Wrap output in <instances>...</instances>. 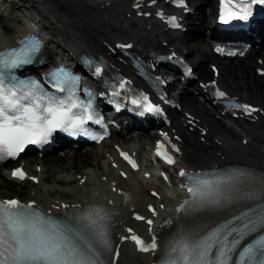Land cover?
<instances>
[{
  "label": "bare ground",
  "instance_id": "1",
  "mask_svg": "<svg viewBox=\"0 0 264 264\" xmlns=\"http://www.w3.org/2000/svg\"><path fill=\"white\" fill-rule=\"evenodd\" d=\"M189 1L190 7L188 9L179 8V12L167 10L169 6L172 8L170 0H3L4 4H8L11 8L22 10L24 13L28 12L25 16L30 22L28 24L30 27L39 26L41 31H45L43 33L47 35L48 40L41 55H44V59L47 60L48 63L58 61V58H56L58 55H68L74 59H79V56L83 53L104 56L108 59L110 68H116L129 77L138 80L136 70L129 63L128 59L122 55L119 49L113 50L111 47H116L117 43L119 45L121 43H132V50L143 59H147L149 54L155 51L163 53L180 52L184 54L188 60L195 58V61L191 60L192 62L190 61V63L196 67L199 76L210 77L206 80L217 82L221 88L225 89L230 94V96L240 99L248 105H253L257 107L258 110L251 114H243L238 117L231 115L229 117L233 122L238 121L239 130L222 129L220 122L214 121L210 116L209 109L198 103L196 98L188 95L187 89L178 94H170V92L176 91L177 89L178 84L176 85L174 82L166 86V90L170 94L169 98L175 100V105H169L172 123L170 125L162 124L160 129L166 128L173 134V137L177 139L178 142L182 143L180 156L187 164L184 166L185 168L188 166L201 167L202 165H221L229 162H239L264 170V103L259 102L258 98H256L257 101L255 103L250 102V96L253 95L251 91L256 89L255 93L258 95V91L260 90L261 92L264 88L262 84V81H264V28L254 29L253 35L244 36L245 40L253 45L252 50L245 57H223L213 50L214 47L207 37H205V39L199 38V35H201L203 31L200 30V27L204 28L206 26L208 28V26H210V29L212 27L213 23L211 18L215 0ZM206 5L211 8L206 10ZM69 9L73 11V15L75 16L73 19L68 11ZM194 11L196 14L195 18L192 19V24H194V26L191 31L188 32L190 33V35H188L182 22L189 18V13ZM149 14L151 15L148 16ZM172 14L177 15L180 20V27H171L165 23L163 18ZM153 15L161 19L160 25L154 22L151 23L150 20H147L145 22L146 24L142 22L143 17L150 18L153 17ZM138 20H141V23H139L140 29H130V26L134 27L136 23L138 24ZM56 23H59L61 26ZM2 28L5 29L7 33V39L1 40L0 46L4 44L12 45L15 43L16 38L8 36L10 27L5 25ZM19 31L24 33V27L19 28L17 33ZM16 37L18 40L21 35ZM60 37L61 39H59ZM162 46L167 47L166 51H164V47ZM209 46L211 50H209ZM252 56L256 57L255 61L250 58ZM228 60H239V63L226 67L227 63L225 62ZM208 62L212 64L224 62L223 71L219 69V74L216 75L214 70L208 67ZM253 67L256 68L253 70ZM225 71H227L228 77L234 78L238 83L241 82V88L243 90L246 89L248 94H245L246 91H244V93L243 90H241V94L237 93L239 91L229 83ZM192 79H196V77H191L190 81H192ZM197 84H199L200 90L204 94L206 101H209L222 111L223 108L218 106V103L209 97L204 83L198 81ZM119 120L122 122L129 121L125 114L120 115ZM135 127H139V122L135 121ZM124 132H126V130L122 129L121 133ZM132 132L137 133L136 131ZM148 134L150 133L144 136L146 139L148 138L150 140L154 138L152 134ZM210 135L212 139L209 137ZM131 138L132 135L128 137V135L120 136L113 134L109 139H104L100 144V147L105 150L106 158L111 159V165H113L112 163H116L115 166L118 167L123 177H127L126 171L136 172L142 169L141 164L139 169H133L124 162L121 157V151L125 150L136 157L137 160L140 159L138 156V146H134V148L130 150L128 149V141ZM194 139H196V141ZM139 143L141 149L144 148L145 151L147 148L151 151V146L153 145H150L146 140L140 141ZM252 146L253 150L249 152L248 148ZM73 147L74 149H66L61 156H50L43 161L38 159L41 158L40 156L33 155V152L29 157L27 155V159H25L26 162L24 159L18 158L19 162L22 160L25 162L23 163L22 161L23 164L19 166H22L26 170L28 178L32 179L30 183L35 189V195L30 193L31 195L29 194L30 197L27 200H21L25 202L33 201L35 202V206L54 213H60L63 210H73L71 207L65 209L63 205H78L80 208L91 202L89 200L81 202L77 198L66 201L65 197L68 194L65 189H61L58 193L55 192L56 195H50V192L47 193L48 196L50 195L54 198L53 201L55 198H59L55 201L54 207L51 206V203H47L51 200L47 199L48 201L45 202V205L49 207L45 205L42 206V203L39 201L41 198V190L38 187L39 171L32 165L33 161H40L41 165L47 166V169L50 168L53 173L52 179L54 180H56V176L59 172L72 171L73 174L81 173L87 166L91 165V160L89 159L93 157L92 149H86L82 152V150L79 149L81 146ZM152 155L154 156L153 153ZM96 166L100 169L99 162H97ZM103 166H105V163ZM0 169L2 168L0 167ZM11 172H13V170ZM11 172L9 173L8 179L14 180L15 178L12 177ZM141 172L144 173L145 176H149V172L146 173V170H141ZM176 172H178V170H176ZM159 173L160 175L163 174L161 169H159ZM132 175L135 177V174ZM113 176H116V174H111L110 179H112ZM176 177L178 179V182L176 181L178 191L175 189L177 195L171 207L170 201L168 205L161 204L165 202V200L161 201L165 194L159 186H153L148 190V194H146L148 184L145 185L147 181L144 177L140 179L136 176L135 179H131L135 189L132 186L125 187L120 184L113 183L111 185L110 183L105 184L102 181L101 184L100 182L99 185H101L100 187L102 190H114L120 198V203H118L119 206L114 208L116 212L118 211V215L115 217L113 228L116 248L119 250V257L113 264H120L122 256H124L122 264H135V261H139V258L148 259V264H156L157 260L164 254L167 244L170 242L174 231L178 228L176 222L170 227H165V218L170 217L172 220L176 221L177 211L175 207L178 205V202L189 195L183 187L184 182L179 179L178 175H176ZM45 178L48 179L47 177ZM56 181L62 184L65 183L66 179ZM141 181L145 186L142 185ZM101 189L99 188L100 191ZM152 191H157L158 196L152 195ZM126 192L131 194V198L128 201L125 200ZM104 193L105 192H103V194ZM103 194L101 195L103 196ZM91 195L90 197H93L95 194ZM0 197L4 199L12 198L1 191ZM97 198H94L93 201H96ZM99 198L98 201L102 203L103 201L99 200ZM104 203L107 204L108 202L105 201ZM108 204L110 205V203ZM152 206L155 207L154 211L151 210ZM169 207L172 208V210L167 211ZM124 210H126V212L128 211L126 220L123 219L125 213L122 215ZM166 213L168 217H165ZM209 214L210 211H207L198 221H183L182 225L184 230L195 233L197 230H203L213 225L215 223L214 218H207ZM138 216L143 217L144 220L140 221V219H137ZM148 219L154 221L153 226L148 225ZM135 233L139 234L146 244H151L153 238H155L157 248L155 250L142 252L149 253V258H147V254L139 255L134 253L138 250L135 241L131 239Z\"/></svg>",
  "mask_w": 264,
  "mask_h": 264
},
{
  "label": "snow or ice",
  "instance_id": "2",
  "mask_svg": "<svg viewBox=\"0 0 264 264\" xmlns=\"http://www.w3.org/2000/svg\"><path fill=\"white\" fill-rule=\"evenodd\" d=\"M252 3L264 0H236L235 5L233 0H221L220 19L223 22L237 16L246 19ZM233 7L238 11H233ZM38 50L39 42L32 40L18 49L0 52V159L17 156L26 145L46 143L56 129L75 134L92 118L87 114L90 104L84 105L74 98L75 79L67 73L53 77L54 87L60 92L67 91L66 97L49 95L36 82L20 80L15 75L13 70L30 63ZM96 71L99 73V68ZM217 95L225 97L219 90ZM145 107L149 112L160 111L152 105ZM237 107L249 114L257 111L246 104ZM160 148L158 145L157 155L169 164L174 163ZM122 155L136 167L127 154ZM179 175L186 179L183 187L189 193V198L176 209L184 214L231 204L246 183L239 178L243 174L219 177L181 170ZM13 176L25 179L20 169ZM256 191L264 196V180ZM249 197L255 198V192L249 190ZM69 207L74 210L71 214L53 217L36 208L35 202L0 200V264H104L103 253L110 251L107 212L98 207L80 210L78 205H63L65 209ZM151 223L149 220L148 224ZM253 233L261 234L241 247L245 237ZM131 239L141 251L157 248L155 238L151 244L135 235ZM163 264H264V203L250 206L248 211L199 236L181 233L170 242Z\"/></svg>",
  "mask_w": 264,
  "mask_h": 264
},
{
  "label": "rangeland",
  "instance_id": "3",
  "mask_svg": "<svg viewBox=\"0 0 264 264\" xmlns=\"http://www.w3.org/2000/svg\"><path fill=\"white\" fill-rule=\"evenodd\" d=\"M216 5H217V1L215 0L214 5H213V14H215V12H216ZM209 8H211V7H209L208 5L205 6L206 10H209ZM68 11L70 12L71 18L73 19L75 17L73 15V11L70 9ZM26 13H28V12L24 13V12H22V10L11 8L8 6V4H4L3 0H0V41L3 39H7V33H6L5 29L2 28L5 25L10 27V31L8 32V36L13 37V38L14 37L16 38V36H18V34L20 32L19 31L17 33L18 29L22 28L25 25L27 26L30 23L28 21V18H26V16H25ZM207 13H208V11H207ZM192 19H193V17L190 15L188 20L185 22L186 26L188 27V31H187L188 35H190V33H188V32L191 31L192 27L194 26V24H192ZM137 22H138V24L136 23L135 24L136 26L134 25V27L130 26V29H134V30L140 29L139 21H137ZM56 24L61 26L59 23H56ZM209 29H210V26H208V28L206 26L204 28L200 27V30H203V31H202V34L199 35V38L201 37V38L205 39V37H207V35L209 33ZM205 32H206V35H205ZM59 39H61V37ZM50 46H52V45H50ZM162 47H164V46H162ZM166 48L167 47L163 48L164 51H166ZM209 50H211L210 46H209ZM250 58H252V60H254V61L256 59L255 56H252ZM191 60L195 61V58L191 59ZM197 60H200V59H197ZM223 63L224 62H216L214 65L218 66L220 71H223V66H224ZM225 63H227L226 67H229L230 65H237V63H239V60H233V61L228 60ZM211 64H212L211 62H208L207 63L208 67H210ZM255 68L256 67H253V70ZM164 69L165 68L162 67L163 76L166 79H168L171 74L164 72ZM210 69H211V67H210ZM195 73H196V75H198L197 71H195ZM225 73L227 76L228 75L227 71H225ZM208 78H210V77L199 76L197 80L193 81L194 83H191L189 85H186L185 83H183L177 79L175 81V84L176 85L178 84V88L180 89V91L187 89L188 95L193 96L194 98H196V101L198 103H200L203 106H206V108L209 109V113H210V116L212 117V119H214V121H216V122H220V126L222 129H226V130L233 129L235 131L239 130L238 121L233 122L232 119L229 118L230 117L229 115L223 114L221 109H217L214 105L207 102L205 97H204V94L197 87V82L199 80L206 81V79H208ZM228 79H229V83L232 84V86L234 88H236V90L239 91L237 93L241 94V92H242L241 90H243L241 88V86H242L241 82L238 83L237 80H235L234 78H230V77H228ZM262 82H263L262 84L264 85V81H262ZM244 91H246V89H244L243 92ZM255 91H256V89H253L251 91L253 95L250 96V102L255 103L257 101L256 98H258L259 102L264 103V88L261 90V92H260V90L258 91L259 92L258 95H256ZM172 92H176V91H172ZM245 94H248V92L246 91ZM224 123H226V124H224ZM151 133H154V132H151ZM146 134L147 133H136V136L134 137V139L131 138L128 141L127 146H128L129 150L134 148V146H138V148H139L138 149V152H139L138 156L140 157L139 160H140V164L142 167L141 170H146V173L149 172L148 173L149 176H145V174L142 173L140 170V171H136V172L126 171L125 173L127 174V177H123V175H121V173L119 172L118 167L115 166L116 163H112L113 165H111V159L106 158L105 150L103 148H101L100 145H93V146H89L88 148L82 146L79 148L80 150H82V152L85 151L86 149H92L93 157L89 159V160H91V165L86 167V169L83 171L84 173L81 172V173L73 174L72 171L71 172H59L56 176V180H62V179L65 180L66 179L65 183H62V184L60 182H57L56 180L52 179L53 173H52L50 168L47 169V166L41 165L40 161H38V162L33 161L32 165L34 166L35 169H37L39 171V173H38V178H39L38 185L39 186L38 187L41 190V198L39 199V201L42 203V206L45 205V202H47L48 200H51L47 203H51V206L54 207L55 201H57L59 198H55V200L53 201L54 198H52L50 195L51 194L56 195V193H58V191H60L61 189H65L66 193L68 194L65 197L66 201H69V200H72L75 198H77L81 202L88 201V200L93 201L94 198L100 197L99 200H102V201H108L109 200L110 205L116 204V206L118 207L119 206L118 203H120V198L118 197V195L114 192V190H110L112 193L107 189H103L104 190L103 191L100 187L101 185H99L100 182L102 181L105 184L110 183L111 185L114 183V184H120L121 186L124 185L125 187H131V186L133 187L132 180L135 179L136 176H138L140 179L144 177V179L147 181V182H145V185L148 184V186H147L148 189H147L146 194H148V190L151 189L153 186H159L161 188L162 192L165 194V195H163V198L161 199V201L165 200V202H162L161 204L168 205V203L170 201L171 202L170 207H171L173 200L176 198V195H177V192L175 190V189H177L176 181L178 182V179L176 177V175H177L176 168H173V169L170 168L169 170H163L162 165L156 160V158L152 155L150 150H148L146 148L144 151V148H142V149L140 148L141 145L139 142L143 141V140L144 141L146 140L150 145L154 144V141H155L154 138L150 139V140L148 138L146 139V137H144ZM150 134H148V135H150ZM125 135H128V137L130 136L129 132L124 133V136ZM195 135L197 136L196 133H195ZM209 137L212 139L211 135ZM194 140L196 141V139H194ZM68 149H74V148L69 147ZM65 150L66 149L55 150L54 152L48 153L45 156L38 158V159L43 161L50 156H61ZM252 150H253V146L248 148L249 152H252ZM27 155L29 157V155H32V154L28 153ZM27 155H24L21 159H24V161H25V159H27ZM33 155H35V154H33ZM22 161H20V162L22 163ZM24 161H23V163L26 162V161L25 162ZM20 162L17 161V162L8 164V165H1L2 169H0V191L4 194H7L9 197H12V198L18 197L20 199L27 200L30 197L29 196L30 193H33V195H35V193H34L35 189L33 188L32 184L30 183V181L32 182V179L28 178V177L23 181L16 180V179H14V180L8 179V176H9V173L11 172L12 167L18 163L20 164ZM97 162H99V164H100V169L96 166ZM104 163H105V166H103ZM182 165L185 166L187 164L184 162L183 158H180L179 163H178V167L182 166ZM202 166H204V165H202ZM159 169H161L162 172L165 171L167 173V179H163L161 177V175L159 173ZM112 171H114V172H112ZM111 174H116V176H113V178H112L113 180L110 179ZM132 174H135V177ZM117 176H118V178H117ZM45 177H47L48 179H46ZM100 177H102V178H100ZM172 178H173V180H172ZM102 182H101V184H102ZM162 184H163V186H162ZM142 185L145 186L143 184V182H142ZM98 186L101 189V191L99 190ZM102 191L105 193L103 194ZM177 191H178V189H177ZM48 192H50L49 196L47 194ZM91 194H93V195L95 194L96 196L94 195L93 196L94 198L90 197ZM101 194H103V196ZM84 197H86V198H84ZM92 198H93V200H92ZM98 198H97V200L96 199L95 200L98 201ZM84 199H87V200H84ZM52 202H53V205H52ZM45 206H47V205H45ZM47 207H49V206H47ZM170 207L167 208V211L172 210V208H170ZM124 211L122 212V215H124V213H125V216L123 217V219L126 220L127 219L126 214H128V211L127 212H126V210H124ZM134 253L139 254V255L140 254L141 255L147 254V258H149V256H150L149 253H142L140 251L134 252ZM123 260H124V256H122L120 264L123 263ZM135 262L137 264H148V259L139 258V261L136 260Z\"/></svg>",
  "mask_w": 264,
  "mask_h": 264
}]
</instances>
